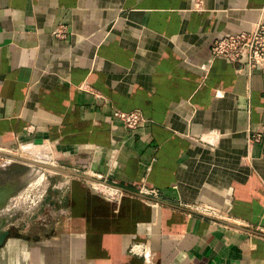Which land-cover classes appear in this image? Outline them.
Masks as SVG:
<instances>
[{
	"label": "crops",
	"instance_id": "obj_1",
	"mask_svg": "<svg viewBox=\"0 0 264 264\" xmlns=\"http://www.w3.org/2000/svg\"><path fill=\"white\" fill-rule=\"evenodd\" d=\"M259 22L264 0H0V264H264V67L211 50ZM26 143L61 167L37 206Z\"/></svg>",
	"mask_w": 264,
	"mask_h": 264
},
{
	"label": "built area",
	"instance_id": "obj_2",
	"mask_svg": "<svg viewBox=\"0 0 264 264\" xmlns=\"http://www.w3.org/2000/svg\"><path fill=\"white\" fill-rule=\"evenodd\" d=\"M211 50L214 57L238 63L248 72L264 67V23L259 22L250 30L215 39L212 42ZM114 116L130 130L136 129L143 121L138 112L122 113L117 111L114 112ZM150 194L154 197L158 196L157 191H151ZM44 196L43 186H31L30 184L19 196V199L32 206H37ZM129 252L144 256L147 255L148 248L143 244H134L130 247Z\"/></svg>",
	"mask_w": 264,
	"mask_h": 264
},
{
	"label": "rangeland",
	"instance_id": "obj_3",
	"mask_svg": "<svg viewBox=\"0 0 264 264\" xmlns=\"http://www.w3.org/2000/svg\"><path fill=\"white\" fill-rule=\"evenodd\" d=\"M24 143V142H23ZM29 143L23 144L21 149H18L15 151L13 156L14 164L16 167L15 172L18 175L25 174L28 178L26 183H23L20 187V195L23 193L25 189L29 186V184L36 182L38 180L39 175L42 173L44 175L45 180H42L43 182H46V179L48 178V175H53L56 174L57 172L61 171V167L56 161L55 157H52V154L50 153L49 149L47 150L44 145H30L27 146ZM26 146V147H25ZM29 147V148H28ZM32 147V149H30ZM29 158L31 160H34L35 162H38L40 164L28 162L26 160H22L21 158ZM30 175V176H29ZM39 182L38 185H44L45 182ZM18 194V193H17ZM19 195V196H20ZM19 196L16 197L18 199V205H24L25 202L24 200L19 199ZM16 199V202H17ZM18 206V207H19Z\"/></svg>",
	"mask_w": 264,
	"mask_h": 264
},
{
	"label": "water",
	"instance_id": "obj_4",
	"mask_svg": "<svg viewBox=\"0 0 264 264\" xmlns=\"http://www.w3.org/2000/svg\"><path fill=\"white\" fill-rule=\"evenodd\" d=\"M19 158H21L22 160H26L28 162L40 164V163L35 162V161L31 160V159L22 158V157H19ZM77 176H79V175H77ZM10 198H11V195H10L9 191H6V189L1 187L0 188V211L9 202ZM2 223L5 224V221H3ZM8 236H9V232L8 231H3L2 227H0V247H2L4 245V243L6 242Z\"/></svg>",
	"mask_w": 264,
	"mask_h": 264
},
{
	"label": "bare ground",
	"instance_id": "obj_5",
	"mask_svg": "<svg viewBox=\"0 0 264 264\" xmlns=\"http://www.w3.org/2000/svg\"><path fill=\"white\" fill-rule=\"evenodd\" d=\"M43 174H45V173H42V174H40L39 175V177L40 178H38V180H36V182H33V183H31V186H42V185H38L39 184V182H41L42 180H45V179H43L44 178V175ZM43 182V181H42ZM45 182V181H44ZM43 182V183H44ZM48 183V182H47Z\"/></svg>",
	"mask_w": 264,
	"mask_h": 264
}]
</instances>
